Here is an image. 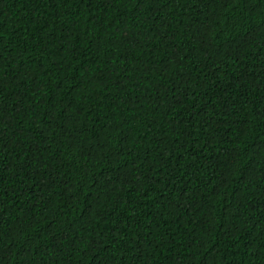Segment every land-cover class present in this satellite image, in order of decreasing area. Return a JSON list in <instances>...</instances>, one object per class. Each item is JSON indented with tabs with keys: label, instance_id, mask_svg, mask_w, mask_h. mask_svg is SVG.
<instances>
[{
	"label": "trees",
	"instance_id": "obj_1",
	"mask_svg": "<svg viewBox=\"0 0 264 264\" xmlns=\"http://www.w3.org/2000/svg\"><path fill=\"white\" fill-rule=\"evenodd\" d=\"M0 264H264V0H0Z\"/></svg>",
	"mask_w": 264,
	"mask_h": 264
}]
</instances>
